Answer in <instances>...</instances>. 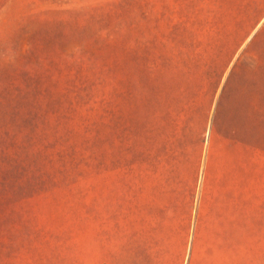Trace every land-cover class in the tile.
Wrapping results in <instances>:
<instances>
[{
	"label": "rangeland",
	"instance_id": "obj_1",
	"mask_svg": "<svg viewBox=\"0 0 264 264\" xmlns=\"http://www.w3.org/2000/svg\"><path fill=\"white\" fill-rule=\"evenodd\" d=\"M228 1L0 0V264H142L135 219L164 184L183 207L203 157L193 120L162 105V73L176 35ZM244 248L232 264H264V246Z\"/></svg>",
	"mask_w": 264,
	"mask_h": 264
},
{
	"label": "crops",
	"instance_id": "obj_2",
	"mask_svg": "<svg viewBox=\"0 0 264 264\" xmlns=\"http://www.w3.org/2000/svg\"><path fill=\"white\" fill-rule=\"evenodd\" d=\"M226 7L176 35L174 68L162 73V105L193 120L203 157L200 173L191 160L183 207L166 204L164 184L162 207L135 219L128 250L142 264L169 252L178 264H232L241 246H264V0Z\"/></svg>",
	"mask_w": 264,
	"mask_h": 264
}]
</instances>
